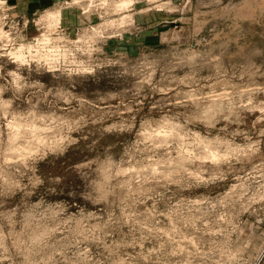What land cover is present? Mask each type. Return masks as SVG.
<instances>
[{"label":"rangeland","instance_id":"1","mask_svg":"<svg viewBox=\"0 0 264 264\" xmlns=\"http://www.w3.org/2000/svg\"><path fill=\"white\" fill-rule=\"evenodd\" d=\"M128 1L0 4V264H264V0Z\"/></svg>","mask_w":264,"mask_h":264},{"label":"bare ground","instance_id":"2","mask_svg":"<svg viewBox=\"0 0 264 264\" xmlns=\"http://www.w3.org/2000/svg\"><path fill=\"white\" fill-rule=\"evenodd\" d=\"M132 1V0H131ZM105 2V0H104ZM2 3V0H0V4ZM130 4L128 0H122L120 4H118V7H127ZM51 20L54 22H57L59 19L58 13L56 14H50L49 15ZM50 38L47 35H43L42 38H37L36 42L33 44H29L26 46L18 45L17 47H13L9 51V55L14 59V62L18 63H25L28 61L27 56H30V58H34V61L37 62H45V64L48 65L49 68L52 70L50 71H56L57 69H54L56 63L59 58H65L67 49H62L59 45L56 46H50ZM68 54V52H67ZM30 61V60H29ZM77 71L86 72L89 73L90 71L88 68H81L77 69ZM205 147H208L205 145ZM209 148V147H208ZM209 152V153H208ZM208 158H211V160L215 161L218 159V153L214 150L207 151ZM207 155V154H206Z\"/></svg>","mask_w":264,"mask_h":264},{"label":"crops","instance_id":"3","mask_svg":"<svg viewBox=\"0 0 264 264\" xmlns=\"http://www.w3.org/2000/svg\"><path fill=\"white\" fill-rule=\"evenodd\" d=\"M68 1L69 0H25L24 10L26 12H29V11L32 12V11L40 10V9H53L57 7L58 5H60L61 2L63 3L65 2V4H68L69 3Z\"/></svg>","mask_w":264,"mask_h":264}]
</instances>
